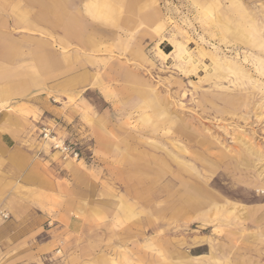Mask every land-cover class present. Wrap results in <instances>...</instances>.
<instances>
[{
    "label": "rangeland",
    "instance_id": "rangeland-1",
    "mask_svg": "<svg viewBox=\"0 0 264 264\" xmlns=\"http://www.w3.org/2000/svg\"><path fill=\"white\" fill-rule=\"evenodd\" d=\"M14 1L0 0V10ZM61 1L83 12L87 0ZM135 1L145 6L143 13L123 11L121 20L115 17L123 24L119 29L100 32L111 54H95L92 64L85 60L92 55L73 43L66 50L72 65L59 69L51 89L17 100L21 110L0 103V116L10 109L31 121L23 130L28 149L81 210L76 218L94 227L88 237H75L48 218L34 237L22 238L20 232L16 238L18 223L10 215L0 217V264H106L111 221L121 224L111 214L118 199H140L144 215L139 228L126 231L125 254L117 264H264V0H131V5ZM10 17L0 15V23H11ZM18 32L13 38L28 35ZM6 40L0 35V56ZM82 73L86 81L63 86ZM92 76L100 87L92 85ZM129 80L139 90L129 92ZM102 87L111 88V98ZM84 115L111 130L116 141L110 151L93 154ZM43 128L76 150L78 159L42 141ZM152 156L146 170H161L158 181L154 187L147 183L148 192L138 198L120 179L135 167L129 157ZM66 162L70 168L84 165L81 177L65 169ZM31 181L33 198L50 201L44 195L50 189L39 184L44 179ZM48 241L52 249L40 250L35 259Z\"/></svg>",
    "mask_w": 264,
    "mask_h": 264
},
{
    "label": "crops",
    "instance_id": "crops-1",
    "mask_svg": "<svg viewBox=\"0 0 264 264\" xmlns=\"http://www.w3.org/2000/svg\"><path fill=\"white\" fill-rule=\"evenodd\" d=\"M137 3L135 1L131 5V0H87L83 12L79 9L73 12L71 2L65 4L61 0H17L11 5H8L10 3L7 2L5 7L0 10L1 16L3 14L11 16V23H0L2 31L0 35L7 39L2 45L0 56L1 105L7 102L6 107L9 105L12 109L21 110V103L17 100L20 98L30 99L35 94H42L46 92V89H51L52 79L59 76L57 75L59 69L65 72L72 65L70 55L66 50L73 43L92 55L85 56V60L92 64L95 61V54L100 52L111 54V45L104 43V37L100 35V32L111 33V29H119L118 26L123 24L121 21L116 23L115 17L119 14L121 20L123 11L126 15L142 12L143 9H139L145 8V6H140ZM131 25L133 24L124 25L125 29H131V27H126ZM47 29L61 30L63 35L62 37H53ZM18 31L28 35L21 38L22 40L13 38L14 33H20ZM32 35H38V37ZM25 44L28 46L26 47ZM54 47L60 49V54L53 51ZM75 57L79 58L76 55ZM91 78L93 86L97 88L101 86L100 79L95 76ZM87 79L86 73L75 75L67 78L63 86H72L77 82L83 83ZM129 82L132 87V89L129 88V92L139 90V88L133 89L134 82L130 80ZM108 87L111 86L108 85ZM102 89L107 95L106 97L111 98V88L102 87ZM47 93H51V91ZM135 93L141 97V92ZM144 105L147 103L145 102ZM6 110L7 112L0 116V212H8L9 221L18 223L19 227L17 226L16 232H13L14 236L20 238L22 237L21 233H25V237L22 238L34 237L42 229L40 224L43 223V220L51 218L60 224L62 231L67 230V233L75 237H88V230L90 226L94 228L93 225L85 224L76 218L77 212L81 210L77 209L75 204H70L69 198L60 191L59 184L52 180L50 173L38 163L39 158L27 147L23 130L25 131L28 127L27 124L31 121L25 120L19 112L14 113L13 110V112H10V109ZM84 120L87 124L89 123L93 134L95 144L93 154L100 156L110 151L111 140L116 137L113 138L110 129H104L105 122L87 115H84ZM129 159L132 160L135 167L129 174L121 177V184L127 186V190L133 192L136 197L141 198L148 192L150 188L148 184L153 187L157 184L156 175L161 170L157 168L154 173L147 172L148 167L145 163L149 165V162H153L154 156L149 161H145V159L140 161L138 157H129ZM123 160L125 159L122 158L119 161L122 163ZM66 164L67 162L64 165L65 169H69L78 178L81 177L84 165L80 163L79 166L70 168ZM117 169L121 172L120 167ZM161 169L164 171L163 165ZM150 174H154L155 177L149 179ZM38 176L44 179L43 183H39L43 186L42 188L50 189L44 194L49 195L50 201L33 198L31 190L36 192V184L31 183V180ZM44 195L40 199H43ZM115 207L111 214L121 224L116 225L111 221V260L108 259L106 264H117V260H120L121 256L125 254L122 245L124 239H129V234H126V231L135 227L139 228L138 219L144 215L140 199H118V205ZM172 212L176 211L172 210ZM2 223H6L5 226H8L7 222L2 221ZM52 247L53 241H48L41 249L36 250L33 257L35 259L40 257L38 254L40 250L44 252L51 250ZM127 255L130 256H128L130 259L132 258L130 254Z\"/></svg>",
    "mask_w": 264,
    "mask_h": 264
},
{
    "label": "built area",
    "instance_id": "built-area-1",
    "mask_svg": "<svg viewBox=\"0 0 264 264\" xmlns=\"http://www.w3.org/2000/svg\"><path fill=\"white\" fill-rule=\"evenodd\" d=\"M41 140L48 143L49 146L54 150L59 152L61 155L66 157H71L74 160L78 159L79 154L76 150L71 148L68 144L63 141H60L56 136H54L49 129L43 128L40 130ZM0 217L3 220H7L9 218V214L5 211L0 212Z\"/></svg>",
    "mask_w": 264,
    "mask_h": 264
},
{
    "label": "bare ground",
    "instance_id": "bare-ground-1",
    "mask_svg": "<svg viewBox=\"0 0 264 264\" xmlns=\"http://www.w3.org/2000/svg\"><path fill=\"white\" fill-rule=\"evenodd\" d=\"M197 191H198V193H201L200 190H197Z\"/></svg>",
    "mask_w": 264,
    "mask_h": 264
}]
</instances>
